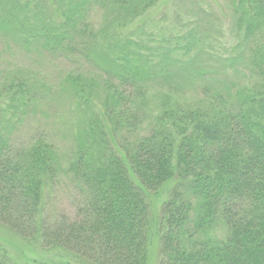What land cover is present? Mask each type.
<instances>
[{
    "label": "trees",
    "instance_id": "1",
    "mask_svg": "<svg viewBox=\"0 0 264 264\" xmlns=\"http://www.w3.org/2000/svg\"><path fill=\"white\" fill-rule=\"evenodd\" d=\"M162 2L0 0V35L9 42L78 55L104 77L67 75L78 106L97 101V109L69 163L87 200L74 219L53 222L43 216V197L62 166L56 148L43 137L28 147L12 142L44 91L19 77L6 96L0 91V223L80 264H148L147 196L171 183L159 264H264V0H230L233 42L224 55L205 50L213 35L195 29L159 34L149 45L136 30L147 33ZM144 121L145 134L111 144ZM0 264L18 262L3 249Z\"/></svg>",
    "mask_w": 264,
    "mask_h": 264
},
{
    "label": "rangeland",
    "instance_id": "2",
    "mask_svg": "<svg viewBox=\"0 0 264 264\" xmlns=\"http://www.w3.org/2000/svg\"><path fill=\"white\" fill-rule=\"evenodd\" d=\"M103 11L98 12L97 15H104ZM231 20L230 0H163L152 12L150 21L145 27L147 33L136 31L149 45L153 44L155 38H159V34L169 36L188 29H195L201 35L210 33L213 35V40L211 43H206L204 49L224 55L233 42ZM150 28L154 30V36H150ZM70 73L81 74L87 81L92 79L98 81L102 78L104 81L102 72L78 55L64 59L63 56H53L47 52L25 51L0 35L2 95L6 96L8 87L16 77L22 80L30 79L44 91L38 96L35 108L16 123L12 142L16 148L28 147L36 139L43 137L56 148L62 166L58 167L55 178L46 183L43 197V216L49 222L64 216L74 219L79 207L88 197L87 188L75 178L69 169V163L76 149L77 133L84 127L87 119L94 118L92 108L97 109V101L88 110L78 106L65 85L67 75ZM239 79L240 76L235 75L231 83H238ZM154 85L149 86L151 93H154L156 88ZM95 87L102 86L99 84ZM155 100V98L150 100L151 103L146 105V110ZM108 125L111 126V122ZM139 132L142 134L147 132L145 121L141 128L133 129L131 135L125 131L116 134L111 144L122 148L139 135ZM171 186V183L167 184L156 195L151 193L147 196L151 206L150 219L153 226L148 264H159L161 247L159 218L162 216V205L168 197ZM3 249L18 264L37 262L80 264L66 252L42 249L40 245L19 237L0 223V250Z\"/></svg>",
    "mask_w": 264,
    "mask_h": 264
}]
</instances>
